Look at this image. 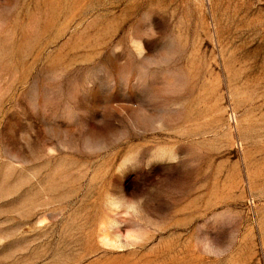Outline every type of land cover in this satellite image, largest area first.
Listing matches in <instances>:
<instances>
[{"label":"rangeland","instance_id":"obj_1","mask_svg":"<svg viewBox=\"0 0 264 264\" xmlns=\"http://www.w3.org/2000/svg\"><path fill=\"white\" fill-rule=\"evenodd\" d=\"M0 264H264V0H0Z\"/></svg>","mask_w":264,"mask_h":264}]
</instances>
